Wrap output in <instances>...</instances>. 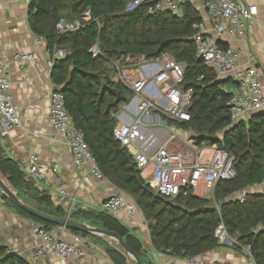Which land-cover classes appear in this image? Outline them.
<instances>
[{
    "label": "trees",
    "instance_id": "trees-1",
    "mask_svg": "<svg viewBox=\"0 0 264 264\" xmlns=\"http://www.w3.org/2000/svg\"><path fill=\"white\" fill-rule=\"evenodd\" d=\"M132 0H31L28 25L35 36L44 39L52 56L54 48L65 50V57L54 60L50 80L60 91L74 127L81 129L95 163L113 186L123 190L136 203L146 221L153 250L177 258L201 256L225 246L215 237L223 225L235 248H248L256 264H264V196L244 195V201L233 199L248 187L264 183V114H255L247 122L233 123L227 102L231 93L224 84L195 58V25L200 14L185 3L181 17L168 13L148 14L146 5L126 11ZM89 20L85 21V13ZM78 22L72 32L59 33L58 22ZM97 45L100 54L93 57L89 49ZM168 53L185 65L184 88L193 90L188 113L190 122L180 127L190 131L200 143L207 137H218V146L232 158L235 176L220 181L214 200L192 195L165 199L142 177V170L130 153L113 137L117 126L115 114L132 94L119 80L113 63L137 66L141 61L157 60ZM112 65V69L111 66ZM203 76L202 80H198ZM0 179L26 205L56 217L64 211L53 205L51 196L27 178L18 164L4 157L0 143ZM4 202L19 215L45 229L57 226L42 222ZM208 199V200H207ZM209 200L215 206H207ZM69 218L83 219L95 227L118 234L145 264L142 242L118 219L95 210H78ZM75 236L93 235L69 231ZM105 254L111 264H128V256L119 246H107ZM0 264H26L0 247Z\"/></svg>",
    "mask_w": 264,
    "mask_h": 264
},
{
    "label": "built area",
    "instance_id": "built-area-1",
    "mask_svg": "<svg viewBox=\"0 0 264 264\" xmlns=\"http://www.w3.org/2000/svg\"><path fill=\"white\" fill-rule=\"evenodd\" d=\"M22 2L26 5L31 0H9ZM191 6L208 20L195 25V58L221 80L232 75L237 89L230 92L227 102L232 122L240 120L248 112L264 111V90L262 88L257 68L240 69L239 60L241 50L217 43L222 38H237L246 40L253 30V22L257 9L242 0H132L126 11H133L139 6L146 5L148 14L164 12L175 17H181L185 3ZM202 17V16H201ZM89 12L85 13V21L89 20ZM78 22L67 23L61 19L56 25L59 33L75 31ZM35 46L45 48L44 39L35 37ZM48 52V51H47ZM93 57L100 52L97 45L89 49ZM49 54V53H48ZM65 50L54 48L52 56L49 54L47 72L51 73L54 60L65 57ZM14 62L26 67L38 59L35 52L19 51L14 55ZM118 80L132 94L125 104L127 114L120 113L127 122L117 123L113 130V137L128 150L136 166L143 170L149 169L156 193L165 199L178 196L192 195L198 198L214 200L216 185L222 180H229L235 176L232 158L218 144L203 145L196 143L190 136L179 131L177 126L190 122L188 107L193 90L184 88L185 65L176 62L168 53L161 54L157 60L141 61L137 66H122L113 63ZM200 76L198 80H202ZM29 82V78L25 79ZM11 84L7 79L5 64L0 60V139L14 129H25L24 123L9 97ZM48 123L55 130L53 140L68 148L73 159V166L82 175H91L97 182L110 184L111 192L104 201L93 210L102 212L118 219L122 223L140 220L145 223L141 210L134 200L123 190L113 186L99 171L95 160L84 140L81 129L74 127L65 107L64 96L60 91L50 90ZM117 114V113H116ZM115 114V116H116ZM179 129H182L181 127ZM25 176L35 183L45 179L47 169L42 167L39 157L35 154L19 159L16 162ZM53 172L57 171L55 167ZM71 183L76 182L70 177ZM67 190L61 188L53 198L55 205H60L67 196ZM244 201L243 197L240 199ZM72 201L64 206L66 217L72 213ZM32 234L38 239L34 247L31 260L41 262L48 257H55L60 262L85 260L84 245L86 240L79 236H72L70 241L64 239L67 230L63 227L45 229L41 225L31 223ZM215 237L220 243L228 240V235L219 225ZM246 264H256L250 256L248 248ZM12 255L14 252L7 251ZM184 264H231L225 261H211L203 256L180 258Z\"/></svg>",
    "mask_w": 264,
    "mask_h": 264
},
{
    "label": "crops",
    "instance_id": "crops-1",
    "mask_svg": "<svg viewBox=\"0 0 264 264\" xmlns=\"http://www.w3.org/2000/svg\"><path fill=\"white\" fill-rule=\"evenodd\" d=\"M193 1V0H188ZM249 6L257 9V15L253 22V30L246 40L237 38H222L218 42L222 46H228L241 50L239 60L240 69L257 68L259 70L260 82L264 90V0H242ZM203 21L209 27L208 20L201 14ZM35 35L30 31L28 25V5L22 2L0 0V60L5 64L7 79L11 84L9 97L12 104L24 123L25 129H14L9 131L0 143L3 147L4 157L14 162L35 154L39 157L40 165L47 169L44 180L36 183L41 190H46L53 198L58 195V190L65 188L67 196L60 205H55L64 211V206L72 201V212L78 210H93L98 204L105 200L111 192L110 184L95 181L91 175H82L73 166V159L68 148L53 140L56 132L48 123L49 100L47 94L54 89L50 74L47 72L49 54L46 48L35 46ZM19 51L35 52L37 61L21 67L14 62V55ZM29 78V82L25 79ZM223 89L234 92L237 84L232 75L223 79ZM260 112H248L237 122H247L253 115ZM120 122H127L124 116H120ZM57 168L56 172L52 170ZM70 177L77 180L69 181ZM241 196H233V199H241L244 195L264 196V183L248 187ZM33 221L19 215L13 208L9 207L1 197L0 193V247L5 252L11 250L13 257L26 264H111L105 254L107 246H113L112 241L105 237L94 236L85 238L84 249L85 260L60 262L55 257H48L41 262L34 263L31 260L34 247L38 239L32 234L31 223ZM80 223L89 224L83 219ZM143 244L145 264H184L177 257L160 254L153 250L147 225L140 220L131 223H123ZM73 234L67 230L64 239L70 241ZM233 239L228 238L225 246L218 247L201 256L211 261H225L231 264H246L248 254L244 248L232 246Z\"/></svg>",
    "mask_w": 264,
    "mask_h": 264
},
{
    "label": "water",
    "instance_id": "water-1",
    "mask_svg": "<svg viewBox=\"0 0 264 264\" xmlns=\"http://www.w3.org/2000/svg\"><path fill=\"white\" fill-rule=\"evenodd\" d=\"M219 43V42H217ZM225 83V80H219L216 82V85ZM258 114H264V112H260ZM207 140L209 144H217L220 142L218 137H207L204 138ZM0 193L1 196H4L12 205L15 207L20 208L28 215L48 224H52L58 227H63L66 230H74L77 232L98 236V237H105L113 241L116 245H118L121 250L133 261L134 264H142L139 256L125 243V241L116 233L107 231L100 227H95L92 225L76 222L69 217H56L51 216L48 214H44L39 212L38 210L26 205L20 199L16 197L14 192L10 190L0 179ZM228 241V240H227Z\"/></svg>",
    "mask_w": 264,
    "mask_h": 264
},
{
    "label": "rangeland",
    "instance_id": "rangeland-1",
    "mask_svg": "<svg viewBox=\"0 0 264 264\" xmlns=\"http://www.w3.org/2000/svg\"><path fill=\"white\" fill-rule=\"evenodd\" d=\"M111 67V69H112V65L110 66ZM112 80H118V75L116 74V73H113V75H112V78H111ZM124 107H125V104H123V105H121L120 106V108H119V110H118V112H117V114H116V116H115V118H116V121H117V123H119V118H118V115L120 114V113H124V114H127V112L125 111V109H124ZM180 128V126H177V128ZM178 128V130L179 131H181V132H183L185 135H188V134H190V132L188 131V130H186V129H179ZM192 134V133H191ZM202 143H203V145H208V141L207 140H202ZM130 153H132V150H130ZM142 177H143V179L147 182V183H153V180H152V177H151V174H150V171H149V169H143L142 170ZM242 194L241 193H238V194H236L235 196H241ZM234 196V197H235ZM208 200V199H207ZM207 206H215L216 208H218V205L214 202V201H212V200H209L208 202H207ZM145 224H146V222H145ZM112 244L113 245H116L113 241H112ZM116 246H118V245H116ZM128 264H134L133 263V261L128 257Z\"/></svg>",
    "mask_w": 264,
    "mask_h": 264
}]
</instances>
